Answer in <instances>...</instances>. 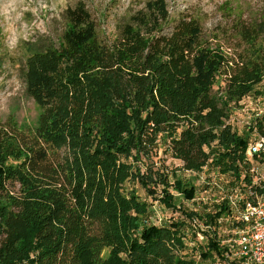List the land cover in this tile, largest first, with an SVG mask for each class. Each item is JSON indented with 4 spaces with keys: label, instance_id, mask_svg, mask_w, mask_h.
Here are the masks:
<instances>
[{
    "label": "trees",
    "instance_id": "obj_1",
    "mask_svg": "<svg viewBox=\"0 0 264 264\" xmlns=\"http://www.w3.org/2000/svg\"><path fill=\"white\" fill-rule=\"evenodd\" d=\"M64 19L58 47L25 59L35 125L0 120V264H238L220 234L227 202L197 203L151 159L162 146L181 171L242 185L247 140L228 121L264 80V26L207 38L165 0L103 42L83 3ZM125 178L146 199L128 196ZM148 200L179 219L156 225Z\"/></svg>",
    "mask_w": 264,
    "mask_h": 264
},
{
    "label": "rangeland",
    "instance_id": "obj_2",
    "mask_svg": "<svg viewBox=\"0 0 264 264\" xmlns=\"http://www.w3.org/2000/svg\"><path fill=\"white\" fill-rule=\"evenodd\" d=\"M150 0H0V120L14 119L20 126L33 127L39 109L27 95L24 73L25 59L32 53L47 48H57L66 28L64 12L77 3H83L97 24V38L100 42L111 39L119 28L128 22L129 16L144 8ZM172 17L196 19L209 38H221L231 32L235 24L264 26V0H165ZM223 84L214 86L219 91ZM235 132L247 140L257 138L249 128L255 122L264 125V80L239 102L231 111L228 121ZM160 147L151 159L153 165L168 170L178 179L189 184L196 191V201L210 208L219 196L216 181L225 184V179L211 178L213 173L184 172L181 163L172 159ZM247 156V155H246ZM205 177H208L207 180ZM173 178L169 177V180ZM125 193L146 199L145 193L136 182L125 178ZM216 183V184H215ZM210 184V186L208 185ZM229 186V185H228ZM177 196V192L171 190ZM150 203L151 200H148ZM180 201V198H178ZM182 206L193 208L191 203ZM152 222L158 225L166 219H179V214L162 210L155 202L150 208ZM221 237L226 238L228 224L222 223ZM202 240V237H199ZM220 264V263H205Z\"/></svg>",
    "mask_w": 264,
    "mask_h": 264
},
{
    "label": "built area",
    "instance_id": "obj_3",
    "mask_svg": "<svg viewBox=\"0 0 264 264\" xmlns=\"http://www.w3.org/2000/svg\"><path fill=\"white\" fill-rule=\"evenodd\" d=\"M246 155V179L241 186L229 188L226 181L220 185L218 177L213 178L218 179L215 186L220 200L226 201L232 211L230 220H221L228 224L222 243L238 264H264V134L251 140ZM253 155L259 159H252Z\"/></svg>",
    "mask_w": 264,
    "mask_h": 264
}]
</instances>
